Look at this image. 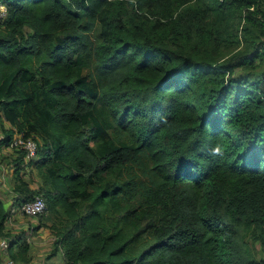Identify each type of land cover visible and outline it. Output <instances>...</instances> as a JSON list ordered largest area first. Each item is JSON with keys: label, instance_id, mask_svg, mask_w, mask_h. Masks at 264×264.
I'll return each instance as SVG.
<instances>
[{"label": "trees", "instance_id": "trees-1", "mask_svg": "<svg viewBox=\"0 0 264 264\" xmlns=\"http://www.w3.org/2000/svg\"><path fill=\"white\" fill-rule=\"evenodd\" d=\"M0 6V144H37L0 197L13 264L35 195L65 264H264V0Z\"/></svg>", "mask_w": 264, "mask_h": 264}, {"label": "crops", "instance_id": "crops-1", "mask_svg": "<svg viewBox=\"0 0 264 264\" xmlns=\"http://www.w3.org/2000/svg\"><path fill=\"white\" fill-rule=\"evenodd\" d=\"M11 128L14 127L5 120L3 112L0 110V138L5 137V129ZM17 156V152L10 143L0 144V169L2 170H0V197L2 199L4 192L13 193ZM25 178L33 189L38 188L42 181L36 173L25 175ZM11 203L12 200L8 204L11 205ZM9 227L14 232L24 231L27 233L30 241V253L33 257L32 264H65L63 249L52 253L54 236L49 227L41 224L40 216H27L19 208H16L10 218Z\"/></svg>", "mask_w": 264, "mask_h": 264}, {"label": "built area", "instance_id": "built-area-1", "mask_svg": "<svg viewBox=\"0 0 264 264\" xmlns=\"http://www.w3.org/2000/svg\"><path fill=\"white\" fill-rule=\"evenodd\" d=\"M2 12L0 11V16L5 15L4 6H0ZM11 145L16 150L25 149L27 151V158H32L36 154L37 144L35 140L32 138L24 139L20 135L16 136L14 140L11 142ZM46 209V201L42 195H35V197L31 200L24 202L20 210L23 214L28 216H38L42 214ZM10 245V241L6 238L0 239V254L3 259L2 264H13V260L9 257L8 248ZM83 264V263H78Z\"/></svg>", "mask_w": 264, "mask_h": 264}, {"label": "rangeland", "instance_id": "rangeland-1", "mask_svg": "<svg viewBox=\"0 0 264 264\" xmlns=\"http://www.w3.org/2000/svg\"><path fill=\"white\" fill-rule=\"evenodd\" d=\"M0 11L2 12V9L1 8H0ZM25 31L26 32H29L30 29H28L27 27H25ZM261 88L264 89V83L261 84ZM2 135H3V133H2ZM15 152H17L16 149H15ZM12 194H13L12 192L11 193L10 192H4L3 200L6 202L7 205H9L8 204L9 201H11L12 198H13V195ZM247 240L250 243V245H251L252 249L254 250V252L256 253V255L258 256V258H263L264 257V251L262 250L261 244L258 241L255 242L254 240L250 239L249 237H247Z\"/></svg>", "mask_w": 264, "mask_h": 264}, {"label": "clouds", "instance_id": "clouds-1", "mask_svg": "<svg viewBox=\"0 0 264 264\" xmlns=\"http://www.w3.org/2000/svg\"><path fill=\"white\" fill-rule=\"evenodd\" d=\"M10 145H11V143H10ZM12 146V145H11ZM17 155H18V151H17ZM27 156V155H26ZM33 158V157H32ZM29 158H27L26 160H28ZM27 163V162H26ZM25 163V164H26ZM24 166H26V165H24ZM25 168H28V166L27 167H25ZM20 209V208H19ZM28 216V215H27ZM33 217V216H32ZM35 217V216H34Z\"/></svg>", "mask_w": 264, "mask_h": 264}]
</instances>
